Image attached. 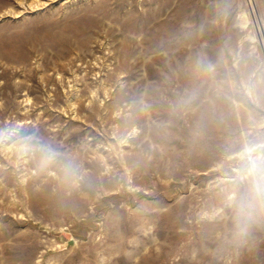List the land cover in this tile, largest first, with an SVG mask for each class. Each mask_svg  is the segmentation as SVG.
I'll return each mask as SVG.
<instances>
[{"label":"rangeland","instance_id":"374dc122","mask_svg":"<svg viewBox=\"0 0 264 264\" xmlns=\"http://www.w3.org/2000/svg\"><path fill=\"white\" fill-rule=\"evenodd\" d=\"M0 264H264V0H0Z\"/></svg>","mask_w":264,"mask_h":264}]
</instances>
